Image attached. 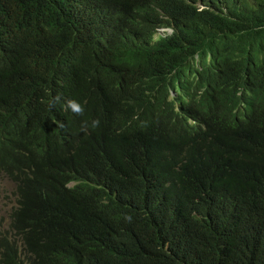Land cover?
<instances>
[{"label":"trees","instance_id":"1","mask_svg":"<svg viewBox=\"0 0 264 264\" xmlns=\"http://www.w3.org/2000/svg\"><path fill=\"white\" fill-rule=\"evenodd\" d=\"M0 172V264H264V0H0Z\"/></svg>","mask_w":264,"mask_h":264},{"label":"clouds","instance_id":"2","mask_svg":"<svg viewBox=\"0 0 264 264\" xmlns=\"http://www.w3.org/2000/svg\"><path fill=\"white\" fill-rule=\"evenodd\" d=\"M197 6L199 9L206 8L204 3L202 2H198ZM120 28H123L125 33H129L132 31L133 24L129 20L127 22L122 21L120 23ZM172 33H173L172 27L169 26L158 27L155 30L154 38L156 39L158 38V36H166L167 34H172ZM198 56L199 55L195 56V59L191 58V61L188 63V66H190L193 70H197L195 75L191 78V81L193 82L191 87L196 94L201 95L206 91V88L204 87V81L199 86L195 83L198 79H201L200 76L201 62ZM207 78L219 80L220 82L224 83L225 85H228L231 89H233L237 94L239 104L245 110H250L251 107L253 111L256 109V99H254L255 93L257 91L256 85L254 86L250 82L247 83L245 81H235L233 80V78H229V76L221 75L218 73L209 74ZM188 92L191 93V91L189 90H183L182 92H180L174 87L170 88L168 91V95H169L168 99L171 102L174 101L176 104V108H178L179 107L178 103L180 101L190 100L192 98V95H190ZM68 105L74 113L78 115L83 114L84 106L81 103L75 100H69ZM205 122L206 119L200 120V122L196 126L195 131L188 130V136L196 131H200L205 126ZM98 126H99V120H93L92 127L95 128Z\"/></svg>","mask_w":264,"mask_h":264},{"label":"rangeland","instance_id":"3","mask_svg":"<svg viewBox=\"0 0 264 264\" xmlns=\"http://www.w3.org/2000/svg\"><path fill=\"white\" fill-rule=\"evenodd\" d=\"M16 185L0 172V228L9 227L11 212L17 205Z\"/></svg>","mask_w":264,"mask_h":264}]
</instances>
